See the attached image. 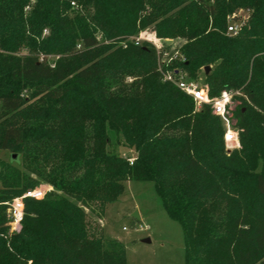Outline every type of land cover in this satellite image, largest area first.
I'll use <instances>...</instances> for the list:
<instances>
[{"label":"trees","instance_id":"trees-1","mask_svg":"<svg viewBox=\"0 0 264 264\" xmlns=\"http://www.w3.org/2000/svg\"><path fill=\"white\" fill-rule=\"evenodd\" d=\"M239 8L250 18L229 35ZM147 27L183 40L171 68L204 71L213 97L245 95L241 149L210 105L163 81L153 44L129 41ZM108 127L133 163L109 151ZM0 149L18 155L0 161V264H128L87 209L102 219L129 180L154 182L187 264H264V0H0ZM42 183L55 191L26 198L7 236L4 202Z\"/></svg>","mask_w":264,"mask_h":264},{"label":"rangeland","instance_id":"rangeland-1","mask_svg":"<svg viewBox=\"0 0 264 264\" xmlns=\"http://www.w3.org/2000/svg\"><path fill=\"white\" fill-rule=\"evenodd\" d=\"M235 16L242 19L245 25L250 18V12L239 8L228 15V21ZM141 32L157 37L154 30L150 27L140 30L139 33ZM138 34L131 37H135ZM182 43V39H177L175 42L172 41L170 45L179 48ZM22 53L25 54L27 52L23 50ZM49 59L52 61L57 59V57L50 55ZM199 76L204 79V71ZM132 80V78H128V81L131 82ZM24 93H26V89L23 91ZM236 96L245 97L243 93L238 91L230 105L234 115V128L238 132V142L227 143L225 141L226 149L229 150L242 148L240 140L241 128L237 124L234 112L236 106L240 103ZM200 109L201 107L196 105V110ZM107 131L112 139L109 151L135 159L136 150L126 144L122 133H118L109 127ZM12 155L11 151L0 149V161H11L16 164L17 161L12 158ZM35 188L45 189L46 195L55 191L54 186L49 183H42ZM87 212L89 220L93 225L101 226L100 228L106 238L117 239L125 245L128 264H187L183 228L178 221L169 216L153 181H127L122 195L115 202L108 204L102 219L90 209H87ZM136 212H138L139 217L134 215ZM21 230H14L8 225L7 236L11 237L20 233ZM145 238H150L151 241L145 242Z\"/></svg>","mask_w":264,"mask_h":264},{"label":"built area","instance_id":"built-area-1","mask_svg":"<svg viewBox=\"0 0 264 264\" xmlns=\"http://www.w3.org/2000/svg\"><path fill=\"white\" fill-rule=\"evenodd\" d=\"M244 21L240 18L232 17L228 21L227 33L236 35L242 29ZM136 45H142L149 42L154 45L158 56V70L160 71L163 81L172 82L178 86L186 94L190 95L197 106L202 107L208 104L212 107L213 113L219 116L225 128L224 139L227 143L238 142V132L234 128L233 113L231 111V103L238 93L232 89H224L219 96L211 95V88L200 76L191 78L188 73L179 68H171L173 62L181 57L178 47H167L164 40L160 38L146 35L141 32L135 37L129 39ZM126 45V42H125ZM204 70V69H203ZM131 163L134 159L130 158ZM46 195L43 188H34L27 190L21 196L15 197L10 202H4L7 205L8 225L14 230H21L23 219L25 216V199H42Z\"/></svg>","mask_w":264,"mask_h":264},{"label":"water","instance_id":"water-1","mask_svg":"<svg viewBox=\"0 0 264 264\" xmlns=\"http://www.w3.org/2000/svg\"><path fill=\"white\" fill-rule=\"evenodd\" d=\"M167 43H168V44H171V43H172V40H171V39H167ZM210 68H211L210 66H206V67H204L205 72L208 73L209 70H210ZM17 157H18V155L15 154V153L12 155V158H13L14 160H16ZM134 215H135L136 217H139L138 212H136ZM144 241H145V242H150L151 239H150V238H145Z\"/></svg>","mask_w":264,"mask_h":264}]
</instances>
